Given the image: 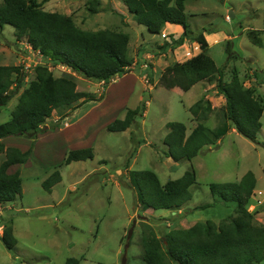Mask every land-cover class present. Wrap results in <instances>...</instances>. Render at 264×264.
I'll use <instances>...</instances> for the list:
<instances>
[{
    "label": "rangeland",
    "instance_id": "rangeland-1",
    "mask_svg": "<svg viewBox=\"0 0 264 264\" xmlns=\"http://www.w3.org/2000/svg\"><path fill=\"white\" fill-rule=\"evenodd\" d=\"M36 1L46 12L71 16L82 30L126 33L132 67L128 74L104 85L44 59L43 65L55 77L70 78L78 91L103 98L66 113L64 119L54 112L34 143L23 137L4 140L6 147L22 152L31 146L32 153L24 165L8 171H19L22 193L5 204L0 214L2 227L12 221L17 240L14 251H7L0 237V264H64L68 258L79 259V264H142L140 238L146 225L157 238H163L172 229H187L207 220L218 224L234 216L233 206L214 205L208 185L238 182L247 172L256 178L247 210L253 213L256 223L264 225V113L256 142L233 132L227 133L219 145L202 148L191 161L175 163L163 157L167 123H182L189 133L196 122L188 108L203 95L214 109L204 124L213 129L221 120L219 111L225 100L213 90L214 85L199 83L182 91L174 75L168 77L167 88L161 81L167 66L199 53L196 43H186L175 50L163 49L172 36L176 39L180 34L174 37L164 29L159 35L150 34L134 21L120 0H99L98 13L94 14L86 9L88 0ZM185 14L193 33L206 30L207 55L223 68L224 80L228 82L236 69L244 86L251 87L264 106V0H187ZM249 30L263 31L261 47L250 43L246 36ZM227 41L232 43L229 59L235 57L229 61ZM19 47L14 29L5 26L0 31V65H19ZM25 74L23 87L0 108V124L9 120L19 94L34 78L33 72ZM143 103L145 115L136 117L125 132L106 130L115 119H123L127 109ZM60 122V128L51 129ZM84 148L92 149V160L63 165L68 151ZM190 169L195 171L196 184L189 188L192 198L181 210H140L130 185V171H152L163 185L181 178ZM55 170L60 172L61 181L47 192L42 183ZM211 204L207 209H198Z\"/></svg>",
    "mask_w": 264,
    "mask_h": 264
},
{
    "label": "trees",
    "instance_id": "trees-1",
    "mask_svg": "<svg viewBox=\"0 0 264 264\" xmlns=\"http://www.w3.org/2000/svg\"><path fill=\"white\" fill-rule=\"evenodd\" d=\"M134 21L152 35H159L167 24L179 26L183 32L166 42L163 49L175 50L186 43H196L199 53L183 62L167 66L161 81L167 88V79L174 75L182 91L199 83L214 85L213 90L224 98L220 109V123L209 128L204 123L213 113L210 101L203 95L188 108L196 126L187 133L179 122L167 123L163 139L166 151L163 157L173 162L191 161L204 147L215 146L234 128L243 138L256 142L261 130L264 106L251 87H245L236 69L228 82L224 80L223 68L216 66L207 55L209 45L206 30L193 33L185 14L187 0H120ZM99 0H88L86 9L98 13ZM114 12V11H113ZM5 26L14 29L17 42L25 41L38 50L45 61L61 66L83 78L108 85L115 77L131 71L132 61L128 55L130 38L126 33L110 30L85 31L76 26L71 16L46 12L36 0H1L0 31ZM263 31L249 30L246 36L251 44L261 47ZM227 61L234 59L232 43L227 41ZM34 78L17 98V104L8 121L0 124V204L12 202L22 193L19 171L8 173L14 166L24 165L31 157L32 147L24 152L6 147L2 139L23 137L34 143L44 133L42 126L56 112L59 119L67 117L76 108L88 103H97L103 95L77 90L74 80L55 77L45 65L37 66ZM257 78V75L254 74ZM26 74L19 65H0V108L6 106L14 94L24 85ZM264 83V75H263ZM12 87L14 89H12ZM147 103V102H146ZM146 104L127 109L123 119H115L106 126L113 133L125 132L136 117L143 116ZM69 118V117H68ZM67 118V119H68ZM68 124V122H66ZM58 123L51 129L60 128ZM32 145V144H31ZM93 159L91 148L68 151L63 165ZM130 185L136 192V200L142 212L147 210L179 211L192 198L189 188L196 184L193 169L183 176L161 184L157 175L148 170L130 171ZM61 181L55 170L42 187L51 192ZM256 187V178L247 172L238 182L211 183L209 191L214 205L225 208L233 206L234 216H228L218 224L211 220L198 222L187 229H172L163 238H157L149 225L141 232L140 247L142 264H260L264 262V225L254 220L247 210ZM202 205L200 210L212 207ZM7 251H14L17 240L13 234L12 221L8 220L1 237ZM79 259L68 258L64 264H79Z\"/></svg>",
    "mask_w": 264,
    "mask_h": 264
},
{
    "label": "built area",
    "instance_id": "built-area-1",
    "mask_svg": "<svg viewBox=\"0 0 264 264\" xmlns=\"http://www.w3.org/2000/svg\"><path fill=\"white\" fill-rule=\"evenodd\" d=\"M22 51L20 57V64L19 66L23 69L24 73L34 72V69L37 66H42L44 64V58L38 50H34L28 43L21 44ZM103 83V82H100ZM68 126V124H67ZM7 203L0 204V214L3 212V209L6 208ZM4 226L0 223V237H2Z\"/></svg>",
    "mask_w": 264,
    "mask_h": 264
},
{
    "label": "crops",
    "instance_id": "crops-1",
    "mask_svg": "<svg viewBox=\"0 0 264 264\" xmlns=\"http://www.w3.org/2000/svg\"><path fill=\"white\" fill-rule=\"evenodd\" d=\"M164 30L168 31L167 34H172V35H174V37H176L177 34H181V32H182L181 28H179V27H177V26L175 27V26H172V25H169V24H167V25L165 26ZM18 43L20 44V46H21V44H23L22 41H20V42H18ZM19 49H21V47H19ZM196 86H197V85H195L194 88H195ZM89 112H90V110H89L87 113H89ZM87 113H86V114H87ZM143 115H145V113H144ZM68 126H69V125H68ZM233 132H236V131H235L234 128H231L230 131H229L228 133H233ZM236 133H237V132H236ZM5 139H6V138L2 139V142H4ZM220 142H221V141H219V142L216 144V146L219 145ZM204 148H205V147H204ZM208 148H209V147H208ZM201 150H202V149H201ZM16 167H18V166H14L15 169H16Z\"/></svg>",
    "mask_w": 264,
    "mask_h": 264
},
{
    "label": "water",
    "instance_id": "water-1",
    "mask_svg": "<svg viewBox=\"0 0 264 264\" xmlns=\"http://www.w3.org/2000/svg\"><path fill=\"white\" fill-rule=\"evenodd\" d=\"M231 15H229V17H230Z\"/></svg>",
    "mask_w": 264,
    "mask_h": 264
}]
</instances>
